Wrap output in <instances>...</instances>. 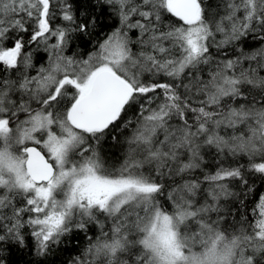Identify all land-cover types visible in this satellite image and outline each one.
<instances>
[{
    "label": "snow or ice",
    "instance_id": "6c2138e0",
    "mask_svg": "<svg viewBox=\"0 0 264 264\" xmlns=\"http://www.w3.org/2000/svg\"><path fill=\"white\" fill-rule=\"evenodd\" d=\"M57 249L264 264V0H0V264Z\"/></svg>",
    "mask_w": 264,
    "mask_h": 264
},
{
    "label": "trees",
    "instance_id": "16d2710c",
    "mask_svg": "<svg viewBox=\"0 0 264 264\" xmlns=\"http://www.w3.org/2000/svg\"><path fill=\"white\" fill-rule=\"evenodd\" d=\"M108 23H114V21H108ZM108 29H105V32ZM99 39H103V34L99 37ZM250 43H252L250 41ZM76 51H79L83 54L84 51H88V50H92V49H81L79 47V42H77V46L75 48ZM71 54V53H69ZM41 56H45V53H40ZM39 63H46V61L44 60H39L37 61V64ZM31 74H35L34 70L31 72ZM130 119H135L134 116L130 115ZM120 131H124V129H121ZM131 129L128 130V132L130 133ZM113 141H109L107 145L104 146V153L105 155V162L106 165L109 167V169H114V168H119L125 159V149L124 148H120V147H115L112 146L113 145ZM202 155L204 156V162L206 166H202L201 170H198L195 175L200 179L203 180L204 175H209L212 174L213 171L217 168L218 163L223 162L225 164V166H227L230 161L226 158H221L218 157L216 155V153L214 152V150L211 149H205L202 151ZM243 162V161H241ZM93 232H95V234H99V229L96 228L93 230ZM93 233L90 232L89 235H92ZM93 238H95L93 236ZM87 241L82 239L80 240V245L81 247H83L84 245H86ZM66 247H68L69 249H71L73 246L72 245H67ZM79 254L78 251H74V252H64V251H60L59 249L56 250V254L54 256H52L50 258V260L53 262V264H62V262L68 258H70L71 255H76Z\"/></svg>",
    "mask_w": 264,
    "mask_h": 264
}]
</instances>
